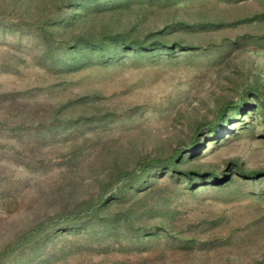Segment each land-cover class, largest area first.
Wrapping results in <instances>:
<instances>
[{
	"label": "trees",
	"instance_id": "obj_1",
	"mask_svg": "<svg viewBox=\"0 0 264 264\" xmlns=\"http://www.w3.org/2000/svg\"><path fill=\"white\" fill-rule=\"evenodd\" d=\"M188 1L0 0V39L5 32L29 36L35 63L60 83L52 80L46 86L0 93V264H51L58 253L72 251L82 242L116 244L127 250L125 242L143 246V242L168 236L191 247L195 238L185 237L177 213L160 203L161 190L170 189L163 177H157L160 173L189 187L217 188L227 175L226 183L235 176L264 179V167L248 169L238 159L225 162L228 174L213 163L201 162L208 152V137L213 138L211 142L227 141L236 124L247 117L257 123L264 138L261 65L248 70L238 100L222 98L213 119L198 123L188 142L168 155L142 157L133 168L122 149L110 141L102 147L103 154L97 155L99 168L90 164L98 145L93 136L83 137L104 130L102 126L114 116L98 95L68 93L65 88L61 94L54 91L82 70L127 55L171 58L198 50L184 35L169 31L178 26L188 30L190 23L148 30L139 25L157 4ZM206 24L198 23L200 27ZM259 46L260 58L264 35L259 37ZM6 58L3 68L7 71L18 72L28 62L18 54L8 53ZM53 158L63 160L64 171L40 191L36 205L22 207L16 182L9 177L13 162L26 163L37 171ZM22 212L19 218L7 219ZM253 264H264V257Z\"/></svg>",
	"mask_w": 264,
	"mask_h": 264
},
{
	"label": "rangeland",
	"instance_id": "obj_2",
	"mask_svg": "<svg viewBox=\"0 0 264 264\" xmlns=\"http://www.w3.org/2000/svg\"><path fill=\"white\" fill-rule=\"evenodd\" d=\"M150 10L140 20V27L162 29L190 23L188 30L178 26L169 31L179 32L199 49L171 58L127 55L82 70L61 86L35 63L29 36L5 32L0 39V93L30 85L42 87L53 80L59 83L56 93L65 88L68 93L98 95L114 116L102 126L104 130L83 137L93 136L97 142L89 160L97 169V155L103 154L106 141L122 149L131 168L142 157L170 154L191 139L198 123L213 119L222 98L238 100L248 70L261 65L264 72V55L258 57L259 37L264 35V0H191L157 4ZM200 21L207 26L200 27ZM8 53L28 62L18 72L7 71L3 63ZM256 124L251 117L245 118L225 142H211L213 138L208 137V152L201 162L213 163L227 174L225 162L229 159H238L248 169L263 168L264 138ZM62 161L53 158L37 171L26 163L13 162L9 177L16 182L22 207L37 204L40 191L64 171ZM162 175L157 177H163L170 189L161 190L164 198L160 203L177 213L184 236L195 238L193 246L184 247L168 236L143 242V246L125 242L127 250L116 244L82 242L72 251L58 253L51 264H253L264 257V179L235 176L226 183L227 175L217 188L189 187ZM23 212L7 219L19 218Z\"/></svg>",
	"mask_w": 264,
	"mask_h": 264
}]
</instances>
